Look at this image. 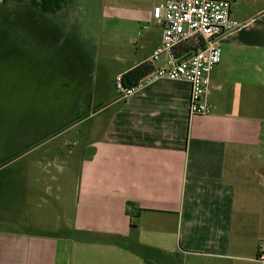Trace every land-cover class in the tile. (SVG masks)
<instances>
[{
	"label": "crops",
	"instance_id": "1",
	"mask_svg": "<svg viewBox=\"0 0 264 264\" xmlns=\"http://www.w3.org/2000/svg\"><path fill=\"white\" fill-rule=\"evenodd\" d=\"M165 1L147 3L138 22L161 30L151 12ZM227 1L245 26L222 39L211 114L190 115L185 81L128 97L97 92L85 116L53 136L91 124L67 154L31 149L0 165V264H259L264 0ZM160 32L120 75L151 57Z\"/></svg>",
	"mask_w": 264,
	"mask_h": 264
},
{
	"label": "rangeland",
	"instance_id": "2",
	"mask_svg": "<svg viewBox=\"0 0 264 264\" xmlns=\"http://www.w3.org/2000/svg\"><path fill=\"white\" fill-rule=\"evenodd\" d=\"M151 1L71 0L55 14L0 3V165L31 149L67 154L91 124L53 136L81 120L97 92L116 95V78L160 38L158 26L138 22Z\"/></svg>",
	"mask_w": 264,
	"mask_h": 264
},
{
	"label": "built area",
	"instance_id": "3",
	"mask_svg": "<svg viewBox=\"0 0 264 264\" xmlns=\"http://www.w3.org/2000/svg\"><path fill=\"white\" fill-rule=\"evenodd\" d=\"M227 0H167L153 7L152 19L161 27L162 41L146 61L154 68L135 86L127 88L122 75L116 88L128 97L144 86L160 81H185L190 85V115H209L212 107L206 100L212 75L222 61V39L245 26L231 14ZM264 264V253L257 258Z\"/></svg>",
	"mask_w": 264,
	"mask_h": 264
},
{
	"label": "trees",
	"instance_id": "4",
	"mask_svg": "<svg viewBox=\"0 0 264 264\" xmlns=\"http://www.w3.org/2000/svg\"><path fill=\"white\" fill-rule=\"evenodd\" d=\"M24 1V0H23ZM29 1L34 7L46 14H55L64 9L71 0H25ZM7 1H3L6 3ZM153 70V67L147 62H144L137 67L127 71L122 75V81L125 87L130 88L141 81L148 73ZM260 254V253H259ZM258 254V255H259Z\"/></svg>",
	"mask_w": 264,
	"mask_h": 264
}]
</instances>
